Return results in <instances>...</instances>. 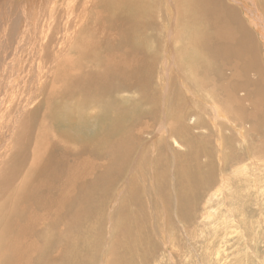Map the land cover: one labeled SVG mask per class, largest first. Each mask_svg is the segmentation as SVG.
I'll return each instance as SVG.
<instances>
[{
  "label": "rangeland",
  "instance_id": "374dc122",
  "mask_svg": "<svg viewBox=\"0 0 264 264\" xmlns=\"http://www.w3.org/2000/svg\"><path fill=\"white\" fill-rule=\"evenodd\" d=\"M29 1L0 0V70H3L0 71V102L3 101L0 103V130L14 116L20 117L15 115L16 104L25 96L30 108L35 109L38 97L33 95L41 79L51 87L50 75L54 73L53 85L62 89L68 80L78 82L88 72L93 85L108 88V93L114 95L106 100L111 105L97 103L96 98L84 91V107L97 104L99 111L93 114L92 110L90 117L84 119V128L76 126L80 120L75 119L77 122L74 120L71 128L59 130L61 135L73 132L74 135H70L73 142L84 145V159L99 167L110 146L122 140V135L126 136V128L132 134L141 131L140 140L134 141L131 147L134 151L126 152H129V160L124 172L107 195H103L97 185L90 186L85 197L89 198L93 190L98 200L105 199L102 205L96 201L94 208L86 199L84 246L83 242H74L72 248L76 244L77 247L71 248L75 259L71 264H264V0H245L246 7L241 3L244 0H218L222 6L216 8L228 14L234 8L237 16L240 10L246 23L247 69L242 58L236 55L238 63L226 71L238 75L246 85V88L243 86L246 102L241 104L245 105L246 118L239 116L235 125L222 118L213 120L216 116L206 108L203 99L204 103L185 93L186 87H195L191 83V71L187 69L192 64L189 62V56L193 55L191 40L197 29H204L205 39L211 37L210 48L219 44L230 51L237 49L223 46L225 36L222 34L220 41L214 42L219 29L215 21L220 27H227L220 12L207 10L198 0H133L125 13L120 11L115 17L107 5H103L110 0H98L101 8L95 7L96 0H84V4L83 0H31L33 11L29 10ZM92 11L100 20L97 25L106 22L107 36L104 41L99 36L91 38L101 42L99 49L103 54L101 59H88L89 66L92 63L101 66L105 62L102 65L105 68L110 58L122 60L131 55L148 66L147 70H135L141 75L138 82L134 80L136 86H125L120 78L114 84L104 85L95 74L102 70H57L66 47L76 39L78 20L89 17L92 20ZM35 21L37 25L33 28ZM187 25H192L194 32L191 33L187 28L192 27ZM132 28L134 31L128 34L127 30ZM115 30L119 31L117 37L123 30L127 33L119 38L123 48L120 52H108V46L113 47ZM124 39L130 40L127 47ZM247 42L255 48L254 54ZM238 46L245 50L244 44ZM93 48L91 54L97 53V46ZM151 66L154 70H149ZM118 75L114 72V76ZM14 79L21 83L15 85ZM142 79H146L145 84ZM16 86L24 91L11 103V92L16 91ZM48 87L41 92L45 94ZM115 96L117 99L113 100ZM60 97L57 89V98ZM51 107L47 100L42 117L51 118ZM186 114L188 116H184ZM199 123L203 124L202 128ZM37 127L35 121L28 122L29 146L40 138ZM16 129L17 125L6 133L10 143L0 152V175L5 171ZM106 139L111 143H107V150V145L101 147ZM23 167L12 178L18 189L30 169L29 164ZM16 187L12 186L11 190L15 191ZM92 200L94 202L95 197Z\"/></svg>",
  "mask_w": 264,
  "mask_h": 264
},
{
  "label": "bare ground",
  "instance_id": "6f19581e",
  "mask_svg": "<svg viewBox=\"0 0 264 264\" xmlns=\"http://www.w3.org/2000/svg\"><path fill=\"white\" fill-rule=\"evenodd\" d=\"M56 1L57 0H55V2ZM125 1L126 0L104 1L103 5H107L106 8H109V11H112V14H115L120 13V11L124 12V10H127L126 8L129 7L133 0H127L126 3ZM198 1L200 4H205L207 10L212 9V11L214 10L216 12H220L219 9H216L222 6L218 0ZM245 2L246 1L244 0L241 3L246 7L247 5ZM33 4L34 2L30 0V11H33ZM94 4L95 7H102L101 3H98V0L94 1ZM90 6L91 5H89V7ZM212 6L215 8L213 9ZM24 13H26V11H24ZM220 13L226 19L227 27H220L218 25V21H215V26H217L219 29L216 31L214 42H219L220 35L222 34L225 36L222 39V45L225 47L235 46L234 48L237 47V49L230 51L222 48L219 44H215L214 47L210 48L209 45L212 44L211 37L208 36L205 39V34L202 33L204 29L201 31L200 28L197 29V31L194 33V38L191 40L192 45L190 49L193 51V59H190L192 56H189V62L192 61V64L190 65L189 69H187V71H191V83L195 87H186L188 91L185 88L184 89L185 93L190 94L194 100L201 101L202 103L205 101L206 108H210L211 113L216 116V119L214 118L213 120L218 121L220 118H222L226 120L227 123L235 125L237 124L235 121H237L240 117V119L246 118L245 105L241 106L242 103L246 102V89L243 88V86L246 88V85L238 75H230L226 73V71L230 70V66L235 67L236 63H238L237 61L239 59L236 57V55H239L242 58L243 66L245 70L247 69L246 23L242 20L243 15L240 10L238 13L240 15L238 16L234 8L230 9V14L226 12ZM95 14L96 12H94L92 20V17H89L85 20L82 18L78 20L76 29H79L74 33V35L77 33L76 39H74V41L66 47L64 52L65 54L61 58L60 65L58 66L57 70H102L101 72L95 74H97V80L99 82H103L104 85L114 84V82L118 81L120 78V81L125 84V86L129 88L136 86L141 77L138 72L140 70H147L148 66H146V63H142L140 59L139 61H136L131 55H127L122 60H116L119 59V57L116 59L112 57L108 61L109 65L105 66V68L102 67V65H105V62L104 64L102 63L101 66L100 63L99 65L92 63V66H89L87 62L88 59H93L94 57H99L101 59L103 54V50L99 49L101 42L91 38L94 36H99V39L104 41L107 36L106 22L104 23L103 21L100 25L99 23L97 25L98 17H95ZM100 15L101 14H99V16ZM200 15L204 18L202 13ZM114 16L116 17V14ZM126 16L127 15L125 14V17ZM130 16L131 15H129V17ZM115 20L113 18L114 23ZM79 22H82L80 23V27L78 25ZM27 23H30V21ZM110 24L113 26L116 25L113 23ZM36 25L37 24L35 21L33 23V28H35ZM96 25L98 28H96ZM136 25L138 26V24ZM192 25L195 27V24ZM192 25L187 26L192 27ZM194 27H192V29H187H189L192 33L194 32ZM132 29L133 30H127L128 34H131L134 31V28ZM116 31L117 30H115L113 35V47L108 46V52L122 51L121 49L123 48V44H120L119 38L121 35L124 38V35L127 33L123 30V32H120V35L117 37L119 31ZM199 32L200 34L197 39L196 36ZM124 40L126 41L127 47V44L130 42V40ZM92 41H95L96 43L93 44ZM149 41L146 40L147 43ZM239 44H244L245 50L239 47ZM94 45L97 46L98 52L91 54L90 49H92ZM132 46H134L133 42ZM38 47L39 46L36 44V48ZM248 48H250V52L252 51L253 54L255 53V48L253 46L249 44ZM39 49L40 48H38V50ZM126 49L124 50L125 52H127ZM39 54L40 53H38V55ZM33 61L35 62L36 60L33 59ZM92 61H94V59ZM102 61L104 60L102 59ZM202 62H207V64L205 65ZM153 67L151 66L149 70H154ZM135 70L139 71L136 72ZM114 72L119 75L114 76ZM151 74L152 73L148 75L150 76ZM18 75L16 78H18ZM50 78L52 79L51 84L49 85L51 87H48L46 82H43L42 79L40 80V85L35 92L36 94L33 95L38 97H36L37 102L35 101L34 103L35 109L32 110L30 108V102H28L29 105L26 102L28 101V96H25L23 98L24 100L21 102L22 104H18V101L17 104L15 103L17 105V108L15 109V115L19 114L20 117L15 118L14 116V118H11L12 120L10 119L7 121L4 124L2 130H0V135H2L0 140L2 144V147L0 148L1 152L9 147L10 141H8L6 133H10L15 125H17L16 135L14 138H12L13 140H11L12 142L10 144V146H12L11 152L7 155L8 158L6 157L7 161L5 171L0 175V264H52V261L56 262L54 264H71L72 260H75L71 256V248L74 242H78L79 244L80 242H83L84 246L83 226L84 214L88 213L87 200L90 201L91 208H94L96 201L98 202V205H102L105 199L102 198L98 200L97 196L95 195V191L93 190L90 191L89 198L85 197L89 192L90 186L93 187L97 185L100 187L102 194L104 195L105 193L106 196L110 187L118 182V178L122 174V171L125 170L124 167L127 163V160H129V152L127 154L126 152L129 150L134 151L131 149L134 141L140 140V136H138V134H141V131L137 130L132 134L128 131L129 129L126 128V136L122 135V140L110 146L108 154L103 161L104 163L100 164L99 167H97L98 165L92 166L94 163L90 164L86 161V159H84V150H82L84 149V145H79L73 142L74 140H72V136H70L74 135L72 134L73 132L69 131L70 134L65 136L61 135L59 130H65L69 126L71 128L73 125L72 122H74L75 119L80 120V124H74L76 126L82 125L84 128V119L86 118L87 120V118L90 117L89 115L92 114V110L93 114H96L99 111L97 104H91L88 107H84V98L86 97L85 92H88V96L96 98L97 103L99 101L101 104L108 103L106 100L114 95L108 93L110 91L108 88L104 89V87L93 85L92 80L88 77V72L84 74L83 78L78 82L72 79L68 80L66 85L62 86V89H59L57 85H53V79H56L54 73L50 75ZM16 80L14 79L12 82L15 85H19L21 82H15ZM21 80L22 79L19 81ZM134 80L137 82L135 83ZM142 82L145 84L146 79H142ZM45 87H48V89L46 90V93L43 94L41 91ZM6 89L7 88H5V90ZM57 89L60 91V98H57ZM23 91L24 90L18 87L16 91H12L11 98L9 97L11 103L15 102L19 96L21 97ZM77 92L81 93L82 95H78ZM6 94L8 95V93ZM240 94H243V96ZM75 95L80 97V99H78ZM114 99H117V96L113 97V100ZM202 99L204 101H202ZM47 100L52 104L50 110L52 111L51 118L53 119L48 118L47 115L42 117L41 114L43 111L42 108L46 104ZM125 100V97H123L124 102ZM25 102L27 105H24ZM108 104L111 105V103ZM29 108L31 110H29ZM12 110L14 111V109ZM28 110L31 111L30 114H28ZM184 116L188 115L186 114ZM76 120L75 122H77ZM29 121H31V124H33L35 121V124H37V128L40 132V138H37V142L31 146L27 144V126ZM50 124L51 126H49ZM199 124L200 127L203 125L202 123ZM215 124L216 122H214V127H217ZM72 129L75 130V128ZM242 132L243 130L241 129L240 134H242ZM3 138H5V140H3ZM110 140L106 139V142H102L101 147L104 148V145H107L105 148V150H107L108 146L111 145V143H108ZM27 164H29L30 169H27L25 172L22 185L18 189L16 184L13 185L12 178L17 172L20 170L22 171V166L25 168ZM110 179H112L111 182ZM12 186L16 187L15 191L11 190ZM94 197L95 201L93 202L92 199ZM91 217H93V215H91Z\"/></svg>",
  "mask_w": 264,
  "mask_h": 264
}]
</instances>
